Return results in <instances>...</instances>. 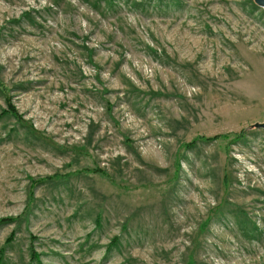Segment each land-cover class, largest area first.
Masks as SVG:
<instances>
[{
	"label": "rangeland",
	"instance_id": "374dc122",
	"mask_svg": "<svg viewBox=\"0 0 264 264\" xmlns=\"http://www.w3.org/2000/svg\"><path fill=\"white\" fill-rule=\"evenodd\" d=\"M261 123L253 0H0V264H264Z\"/></svg>",
	"mask_w": 264,
	"mask_h": 264
},
{
	"label": "trees",
	"instance_id": "16d2710c",
	"mask_svg": "<svg viewBox=\"0 0 264 264\" xmlns=\"http://www.w3.org/2000/svg\"><path fill=\"white\" fill-rule=\"evenodd\" d=\"M8 107L11 108V110H8V112H11L12 115H16L17 113L15 112L16 110L10 105V104H7ZM244 136V133L241 132L239 134H235L234 135H222V136H216L214 138H211L210 140L209 139H206V138H203V137H199L197 139H195L194 141H192L189 145H185L184 148H187V149H190V148H193L195 146V144L199 141H205V142H210V141H216V140H223L224 142H236L238 140H240L241 138H243ZM96 173H98L99 175L103 176V177H106L108 179H110L107 174H105L103 171H95ZM53 179V178H50V180ZM55 179H65L64 177H59V176H55ZM8 222H10L9 219H1L0 220V225H3V224H8ZM31 257L33 259H35L36 261L38 260V257L35 253H32L31 254Z\"/></svg>",
	"mask_w": 264,
	"mask_h": 264
},
{
	"label": "water",
	"instance_id": "95a60500",
	"mask_svg": "<svg viewBox=\"0 0 264 264\" xmlns=\"http://www.w3.org/2000/svg\"><path fill=\"white\" fill-rule=\"evenodd\" d=\"M254 5L258 6L259 8L264 10V0H253ZM254 129H263L264 130V123L261 124H254L252 126Z\"/></svg>",
	"mask_w": 264,
	"mask_h": 264
}]
</instances>
